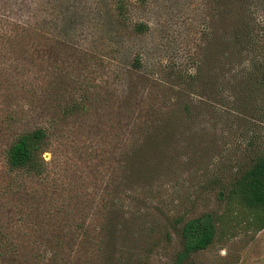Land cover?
<instances>
[{
    "label": "rangeland",
    "instance_id": "rangeland-1",
    "mask_svg": "<svg viewBox=\"0 0 264 264\" xmlns=\"http://www.w3.org/2000/svg\"><path fill=\"white\" fill-rule=\"evenodd\" d=\"M129 3L128 23L147 22V33L112 32V0H0V236L12 240V254L62 238L69 243L66 264H98L92 241L82 243L98 234L117 179L128 113L121 70L135 51L147 71L164 76L166 67H190L203 56L212 1ZM76 101L81 104L68 112ZM38 126L53 127L44 172L12 170L6 162L10 144ZM249 128L264 134V124ZM243 141L235 136L229 146ZM236 172L175 171L152 201L140 204L148 227L162 230L137 238L141 250L150 246L146 264H264V228L256 225V211L221 194L222 182ZM184 210L183 222L213 215L214 235L205 249L185 248L183 222L173 225L174 214ZM6 259L0 255V264Z\"/></svg>",
    "mask_w": 264,
    "mask_h": 264
},
{
    "label": "trees",
    "instance_id": "trees-1",
    "mask_svg": "<svg viewBox=\"0 0 264 264\" xmlns=\"http://www.w3.org/2000/svg\"><path fill=\"white\" fill-rule=\"evenodd\" d=\"M210 1L215 13L205 27L204 53L190 67L168 66L167 74L160 75L147 71L142 53L135 51L121 70L128 113L117 179L110 183L109 204L96 227L98 234L82 243L92 241L98 264H146L150 246L141 250L137 238L162 230L148 227V214L140 204L152 201L154 190L166 185L164 181L175 171H239L222 182L221 194L255 210L256 225L264 228V145L260 142L264 134L249 128L264 124V0ZM112 2L108 22L112 32L143 35L149 31L145 21L128 23L130 0ZM80 104L76 101L66 110ZM51 129L38 126L20 133L6 153L9 168L41 175ZM235 136L244 139L237 148L229 146ZM178 185L179 181L171 187ZM144 190L150 194L140 197ZM186 215L185 210L175 213L173 225ZM214 228L211 213L187 219L180 230L185 248L205 249ZM47 242L12 254V240L0 236V255H7L3 264H26L25 257L33 264H66L68 241Z\"/></svg>",
    "mask_w": 264,
    "mask_h": 264
}]
</instances>
